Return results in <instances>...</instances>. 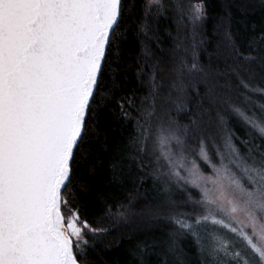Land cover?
<instances>
[{
  "label": "snow or ice",
  "instance_id": "1",
  "mask_svg": "<svg viewBox=\"0 0 264 264\" xmlns=\"http://www.w3.org/2000/svg\"><path fill=\"white\" fill-rule=\"evenodd\" d=\"M254 8L0 0V264H264Z\"/></svg>",
  "mask_w": 264,
  "mask_h": 264
},
{
  "label": "trees",
  "instance_id": "2",
  "mask_svg": "<svg viewBox=\"0 0 264 264\" xmlns=\"http://www.w3.org/2000/svg\"><path fill=\"white\" fill-rule=\"evenodd\" d=\"M213 5V11L211 13L213 17V23L215 19L223 12V6L230 0H210ZM234 3H239L240 0H232ZM255 4V8L245 13H236L235 24L238 30H251L253 26L259 28L264 25V8L260 7V0H252ZM128 63H132L131 60ZM129 75V79H131ZM99 176L97 178L96 187L93 188L95 192L98 188H103L106 184V173L103 169L99 170ZM107 246L102 249L99 255L94 257L93 264H122L123 261V248L122 239L118 234L107 237Z\"/></svg>",
  "mask_w": 264,
  "mask_h": 264
}]
</instances>
